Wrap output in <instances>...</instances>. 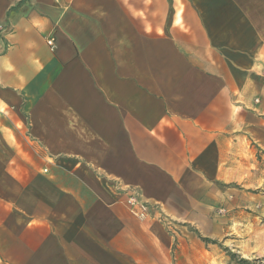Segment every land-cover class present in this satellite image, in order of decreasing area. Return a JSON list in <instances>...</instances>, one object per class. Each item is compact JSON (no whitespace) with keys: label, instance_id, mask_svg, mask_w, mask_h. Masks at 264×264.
<instances>
[{"label":"crops","instance_id":"crops-1","mask_svg":"<svg viewBox=\"0 0 264 264\" xmlns=\"http://www.w3.org/2000/svg\"><path fill=\"white\" fill-rule=\"evenodd\" d=\"M263 182L264 0H0V264H198Z\"/></svg>","mask_w":264,"mask_h":264},{"label":"rangeland","instance_id":"rangeland-1","mask_svg":"<svg viewBox=\"0 0 264 264\" xmlns=\"http://www.w3.org/2000/svg\"><path fill=\"white\" fill-rule=\"evenodd\" d=\"M259 192H261L259 206L254 209L230 211L229 217L223 213L227 219L223 218V221L215 222V231L208 238L201 237L200 231L193 230L198 235L199 241L208 248V255L205 251H199L198 264H245L241 263V260L249 264L264 262L262 261L264 258V212H262L264 211V182ZM218 215L222 216V213ZM255 216L260 218H257L255 224L249 223L248 220ZM172 261L176 262L175 256H172Z\"/></svg>","mask_w":264,"mask_h":264},{"label":"built area","instance_id":"built-area-1","mask_svg":"<svg viewBox=\"0 0 264 264\" xmlns=\"http://www.w3.org/2000/svg\"><path fill=\"white\" fill-rule=\"evenodd\" d=\"M47 43L52 47L53 44L51 40ZM125 205L129 208L131 213L139 219L145 218L148 215L150 208L146 202L142 201L141 198L133 192L128 194Z\"/></svg>","mask_w":264,"mask_h":264},{"label":"trees","instance_id":"trees-1","mask_svg":"<svg viewBox=\"0 0 264 264\" xmlns=\"http://www.w3.org/2000/svg\"><path fill=\"white\" fill-rule=\"evenodd\" d=\"M262 261H264V258L262 259ZM241 263L249 264V263H248L247 261H245V260H241ZM261 264H264V262L261 263Z\"/></svg>","mask_w":264,"mask_h":264}]
</instances>
